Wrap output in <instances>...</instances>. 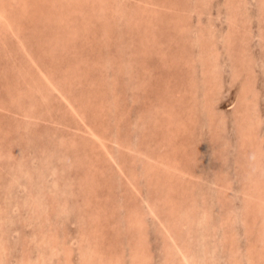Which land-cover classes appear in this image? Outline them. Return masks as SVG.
<instances>
[{
	"label": "rangeland",
	"instance_id": "374dc122",
	"mask_svg": "<svg viewBox=\"0 0 264 264\" xmlns=\"http://www.w3.org/2000/svg\"><path fill=\"white\" fill-rule=\"evenodd\" d=\"M73 2L0 0V264H264V0Z\"/></svg>",
	"mask_w": 264,
	"mask_h": 264
},
{
	"label": "bare ground",
	"instance_id": "6f19581e",
	"mask_svg": "<svg viewBox=\"0 0 264 264\" xmlns=\"http://www.w3.org/2000/svg\"><path fill=\"white\" fill-rule=\"evenodd\" d=\"M9 1H10V0H9ZM73 1H75V0H72V3H75V2H73ZM101 2H102V1H101ZM63 3H64V2H63ZM80 3H81V2H80ZM22 4H23V3H22ZM158 4H159V2H158L157 4H155V5L157 6ZM22 6H23V5H22ZM160 7H161V5H160ZM10 8H11V7H10ZM95 8H96V7H95ZM57 9H58V8H57ZM62 9H63V8H62ZM121 11H122V10H121ZM62 12H63V11H62ZM123 13H124V12H123ZM57 14H58V11H57ZM104 15H105V14H104ZM45 16H46V15H45ZM55 16H56V14H55ZM57 16H58V15H57ZM60 16H61V15H60ZM18 17H19V16H18ZM48 17H49V16H48ZM52 17H53V15L51 16V18H52ZM61 17H62V16H61ZM61 17H59V18H61ZM117 17H118V16H117ZM62 18H63V17H62ZM102 18H104V17H102ZM46 19H47V18H46ZM49 19H50V17L48 18V20H49ZM63 19H66V17L63 18ZM106 19H107V18H106ZM104 20H105V19H104ZM105 21H106V20H105ZM105 21H104V22H105ZM107 21H108V20H107ZM110 21H112V20H110ZM44 22H46V21H44ZM49 22H50V21H49ZM54 22H55V21H54ZM104 22H103V25H105V24L107 23V22H106V23L104 24ZM116 22H117V21H116ZM168 22H169V21H168ZM52 23H53V22H52ZM63 23H64V22H63ZM99 23H100V21H99ZM50 24H51V22H50ZM61 24H62V23H61ZM232 24H233V22H232ZM53 25H54V24H53ZM53 25H52V26H53ZM62 25H63V24H62ZM101 25H102V24H101ZM108 25H109V24H108ZM112 25H113V24H112ZM115 25H116V24H115ZM26 26H27V25H26ZM50 26H51V25H49V27H50ZM52 26H51V27H52ZM109 26H110V25H109ZM105 27H106V26H105ZM113 28H114V27H113ZM116 28H117V27H116ZM155 28L157 29V26H156V25H155ZM54 29H55V28H53V31H55ZM57 29H58V28H57ZM85 29H86V28H85ZM103 29H104V28H103ZM37 30H38V29H37ZM69 30H70V29H69ZM105 30H106V28H105ZM105 30H104V31H105ZM46 31H49V30H46ZM107 31H108V30H107ZM36 32H37V31H36ZM110 32H111V30H110ZM49 33H50V32H49ZM87 33H88V32H87ZM90 33H91V31H90ZM43 35H45V34H43ZM36 43H37V42H36ZM163 43H165V42H163ZM230 43H231V41H230ZM232 43H233V41H232ZM231 45H232V44H231ZM58 50H59V49H58ZM204 58H205V57H204ZM130 62H131V61H130ZM62 80H63V79H62ZM62 80H61V81H62ZM56 86H57V85H56ZM218 90H219V89H218ZM16 98H17V97H16ZM23 102H24V101H23ZM27 116H28V115H27ZM27 116H26V117H27ZM240 117H241V116H240ZM255 118H256V117H255ZM142 120H143V119H142ZM144 121H149V119H148V118H145V119L143 120V122H144ZM94 122H95V121H94ZM94 122H93V123H94ZM140 122H141V121H140ZM143 122H141V123L139 124V121H138V122H136V124H137V125L139 124V126H140V125H143ZM149 122H150V121H149ZM97 127H99V126H97ZM143 127H144V126H143ZM90 128H92V126H90ZM95 131H96V130H95ZM98 132H99V131H98ZM108 132H109V131H107V133H108ZM107 133H105V132H103V133L100 132L99 134H98V133H97V134L100 135V138H101V137H102V138H106V137H108V136H107ZM251 133H252V131H251ZM103 134H104V136H102ZM116 136H117V135H116ZM108 138H109V137H108ZM115 139L118 140L119 138L116 137ZM134 140H135V139H134ZM138 140H139V138H138ZM118 142H120V141H118ZM142 149H143V148H141V152L144 153L145 150L143 151ZM121 157H122L121 159H123V157L125 158L124 155H121ZM118 163H119V162H118ZM183 167H184V166H183ZM86 192H87V191H86ZM235 194H236V193H235ZM214 200H215V199H214ZM40 206H41V205H40ZM100 208H101V207H100ZM101 209H103V208H101ZM101 209H100V210H101ZM93 212H94V211H93ZM249 217H250V216H249ZM97 247H98V245L95 246V250H96V251H97ZM169 248H170V247H169Z\"/></svg>",
	"mask_w": 264,
	"mask_h": 264
}]
</instances>
